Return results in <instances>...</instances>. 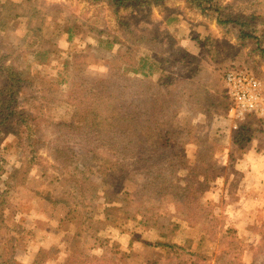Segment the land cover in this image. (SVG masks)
Wrapping results in <instances>:
<instances>
[{
    "label": "trees",
    "instance_id": "16d2710c",
    "mask_svg": "<svg viewBox=\"0 0 264 264\" xmlns=\"http://www.w3.org/2000/svg\"><path fill=\"white\" fill-rule=\"evenodd\" d=\"M81 1L106 6L118 30L108 32L106 21V28L94 27L61 3L0 0V179L4 183L0 191V264H19L17 256L42 240L37 226L27 229L16 220L20 212L11 196L17 189H27L47 206L44 219L55 232L61 229L65 239L70 235L86 240L96 236L108 221L117 229L130 228L126 219L135 221L137 227L153 228L149 215L164 217L155 213V208L150 211L153 205L116 217L119 209L111 200L87 197L94 187L93 175L103 176L114 186L127 173V184L140 192L144 201L153 200L161 208L180 204L192 226L200 219L208 220L199 212L208 202L203 197L210 183L221 176L227 184L232 181L233 174L225 176L214 167L220 145L210 130L213 120L225 117L232 104L225 91L224 72L239 69L260 77L254 56L264 59V0H178L202 18L213 20L225 33H232L242 55L239 59L236 51L219 54L209 32L193 37L195 46L209 59L179 49L176 55L183 56L180 60L170 59L159 46L160 25L146 35L132 29L119 15L126 9L149 12L170 0ZM20 15L25 32L20 37L22 47L13 53V45L6 40ZM173 20L176 17L166 21ZM88 33L93 34V45L109 55L104 65L109 68L107 76L83 73L68 77L72 70L68 64L58 80L41 76L52 54L79 56L77 47L85 43ZM142 49L153 56L142 54ZM209 98L210 104H205ZM61 105L69 107V120L55 116ZM184 108L202 111L204 120L188 119L182 124L177 112ZM205 124L209 127L200 134ZM228 145L229 163L249 153L264 159L263 120L251 116L232 133ZM191 148L195 154L189 168L183 155ZM8 154L14 157L12 161ZM37 167L43 169V178L29 189L28 176ZM171 182L178 189H171ZM190 206H194L193 217L186 216ZM225 233L235 231L227 229ZM145 243L170 249L176 246L162 240L147 239ZM242 251L241 242L233 243L223 247L216 259L241 264ZM58 258L66 259L64 255ZM84 258L93 261V257Z\"/></svg>",
    "mask_w": 264,
    "mask_h": 264
},
{
    "label": "rangeland",
    "instance_id": "374dc122",
    "mask_svg": "<svg viewBox=\"0 0 264 264\" xmlns=\"http://www.w3.org/2000/svg\"><path fill=\"white\" fill-rule=\"evenodd\" d=\"M47 1L65 5L82 21L88 20L94 27H107L108 32L118 30L113 13L104 5H90L81 0ZM119 15L124 20L129 21L132 29H138L139 32L146 35L156 28L159 29L158 25H160L159 46L167 52L170 59L175 57L180 60L183 57L176 55L179 49L181 52L182 49L185 52L193 51L199 58L204 59L206 57L209 59L205 56L204 50L195 46L193 41L194 36L205 35L209 32L211 33L213 48H218L219 54L236 51L238 58L242 59V55L235 48L232 33H225L224 30L216 26L213 20L202 18L194 10L187 9L182 1L170 0L152 8L149 12L135 13L131 9H126L120 11ZM171 17H176L177 20L167 23L166 20ZM23 23L24 17L20 15L16 20V26L15 24L11 26L14 30L6 40L13 45V53L22 47L20 37L25 32V29L21 27ZM84 38L85 43H82L81 47H77L79 48V56L73 54L68 56L64 52L52 54L49 60L50 64L43 67L41 76L46 80H58L65 73L66 64L70 65L73 70L67 72L68 77L83 73L97 77L107 76L109 68L104 65L108 62V53L93 45L92 33L85 34ZM142 54H146L148 57L153 56L148 52L146 53L144 49H142ZM25 59L28 58L25 57ZM254 61L258 74L264 79V59L254 56ZM80 69L83 72H78ZM174 70L177 71V68ZM151 91L153 93L152 89ZM210 101L211 98L207 99L205 104H210ZM54 113L60 120H69L71 115L70 109L66 105L57 107ZM177 113L182 124L188 119L204 120L202 111H191V109L184 108L179 109ZM213 123L210 133L213 138H217L220 145L217 152L219 156L214 159V167L225 176L227 173L233 174V176L231 177L232 181L228 184L224 176L218 177L210 183L209 190L203 197L208 202L205 203L206 205H201L204 211L199 212V215H207L208 220L200 219L199 224L192 226L185 219L180 204L161 208L157 203L154 204L153 200L148 201L145 198L146 201H144V196L127 184V173L122 174L114 186L109 185L103 176L96 174L92 177L94 187L87 194V197L103 201L111 200L113 207L117 206L119 209L116 217L121 218L123 212L127 215L134 210H142L145 206L151 205L153 206L150 211L155 208V213H161L164 217L158 218L149 215V220L154 222L153 228L137 227L135 221L126 219V225L130 228L117 229L113 223L108 221L98 228L94 237L85 240L68 235V238L65 239L61 229L55 232L54 227L45 222L47 206L37 200L27 189L21 188L17 189L11 196V200L20 212L16 215V220L19 218V221H22V225L27 229L33 225L37 226L40 231L38 238L42 240L39 243L33 242L34 245L29 246L25 254L17 256L18 263L229 264L227 259L222 258L217 261L216 257L223 252V247L241 242L243 245L241 264H264V162H259L250 154L251 157L247 160L249 166L245 168L243 173L239 174L235 168L237 162L233 164L228 162V140L232 133L240 128L233 129V122L228 118V115L216 117ZM208 127V124H205L203 129L198 132L201 134ZM194 154V148H191L183 155L189 168L193 162ZM7 159L12 161L14 157L8 154ZM42 170L41 167H37L36 170L31 171L27 179L29 189L39 185L43 178ZM2 180L0 179V191L4 189ZM170 187L175 189L176 184L171 182ZM176 188L178 189V187ZM125 189L132 194L124 193ZM189 211L190 214L187 215L186 213V216L193 217L194 206H190ZM10 222L8 220V223ZM176 224L178 225L177 228L168 230ZM227 229H231L235 233H225ZM147 239L148 241H167L168 243H175L176 246L174 249L164 246H149L145 243ZM68 247L70 250L67 251L65 248ZM60 255L66 257L65 261L59 260L58 256ZM84 255L93 257V261H87Z\"/></svg>",
    "mask_w": 264,
    "mask_h": 264
},
{
    "label": "built area",
    "instance_id": "2783aa9c",
    "mask_svg": "<svg viewBox=\"0 0 264 264\" xmlns=\"http://www.w3.org/2000/svg\"><path fill=\"white\" fill-rule=\"evenodd\" d=\"M227 95L232 101L227 112L237 130L249 122L251 116L264 123V79L239 69H229L223 74Z\"/></svg>",
    "mask_w": 264,
    "mask_h": 264
},
{
    "label": "crops",
    "instance_id": "0c3cea01",
    "mask_svg": "<svg viewBox=\"0 0 264 264\" xmlns=\"http://www.w3.org/2000/svg\"><path fill=\"white\" fill-rule=\"evenodd\" d=\"M228 122V121H227ZM250 153L249 154H244L243 157L241 159H238L235 163V168L239 171V174L243 173L245 168H247V166H249L248 164V159L250 158ZM254 159V158H253ZM259 160V162H264V160L262 158H257ZM264 167V164H263ZM34 170V169H33ZM36 170V169H35ZM237 171V172H238ZM260 171V170H259ZM258 173V171H257Z\"/></svg>",
    "mask_w": 264,
    "mask_h": 264
}]
</instances>
